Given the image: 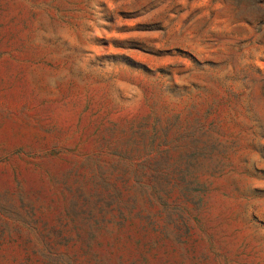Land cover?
I'll return each instance as SVG.
<instances>
[{"label":"rangeland","instance_id":"rangeland-1","mask_svg":"<svg viewBox=\"0 0 264 264\" xmlns=\"http://www.w3.org/2000/svg\"><path fill=\"white\" fill-rule=\"evenodd\" d=\"M0 264H264V0H0Z\"/></svg>","mask_w":264,"mask_h":264}]
</instances>
